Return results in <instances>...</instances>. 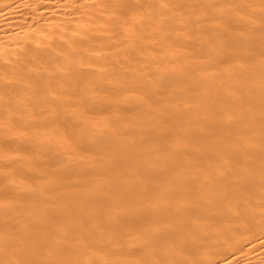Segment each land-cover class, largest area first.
Listing matches in <instances>:
<instances>
[{"label": "bare ground", "instance_id": "obj_1", "mask_svg": "<svg viewBox=\"0 0 264 264\" xmlns=\"http://www.w3.org/2000/svg\"><path fill=\"white\" fill-rule=\"evenodd\" d=\"M0 264H264V0H0Z\"/></svg>", "mask_w": 264, "mask_h": 264}]
</instances>
